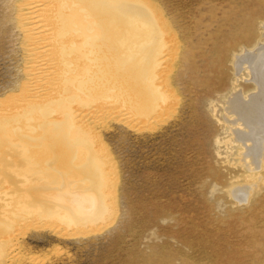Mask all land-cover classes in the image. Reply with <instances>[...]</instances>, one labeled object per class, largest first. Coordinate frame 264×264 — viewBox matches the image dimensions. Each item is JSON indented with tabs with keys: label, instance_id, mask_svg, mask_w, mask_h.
Here are the masks:
<instances>
[{
	"label": "rangeland",
	"instance_id": "1",
	"mask_svg": "<svg viewBox=\"0 0 264 264\" xmlns=\"http://www.w3.org/2000/svg\"><path fill=\"white\" fill-rule=\"evenodd\" d=\"M150 1L167 24L161 79H142L132 101H89L100 112L81 124L91 142L35 136L17 151L1 139L0 264H264V166L250 179L241 154L252 144L230 141V129H248L225 118L234 91L256 94L248 65L238 72L233 62L263 42L264 0ZM33 2L0 0V125L15 130L38 75L33 58L46 61L31 37ZM245 184L255 187L240 203L230 192ZM70 192L95 197L94 218L62 216L57 197Z\"/></svg>",
	"mask_w": 264,
	"mask_h": 264
},
{
	"label": "bare ground",
	"instance_id": "2",
	"mask_svg": "<svg viewBox=\"0 0 264 264\" xmlns=\"http://www.w3.org/2000/svg\"><path fill=\"white\" fill-rule=\"evenodd\" d=\"M49 1L48 5H43L45 3V1L43 0H34L33 2L34 13L31 12V15H37L36 21L38 22L35 26L32 24L33 28L31 27V37L33 36L32 40H36L34 41L35 43L38 41L40 45L39 48L36 46L37 44L35 45L37 49L35 48L36 52H34H40V55L44 56H40L41 59H45L46 61L40 62V58H38V55L36 57L35 53H32L33 55H35V58H33V62H35V65L37 64L40 66L36 65L39 71L37 70L38 75L35 74L37 78L33 81L34 83L32 84L30 91L28 92V94H30V98L26 99L28 103L27 101H24L27 103V110L26 112L24 110V114L23 112H20L21 115H23V118L19 120L16 119L17 117L15 118V123H18L16 121H19V123L22 122L23 127L19 129L17 128L18 130H15V128H10L7 125L9 127V130L6 133V136H4L5 134L3 135V131L6 130L5 128L7 126L5 127V125H0V142L1 139H4L5 137L6 139L4 140L7 141V139H9L11 141L10 144L12 147L14 146L13 141H16L15 146H17L19 139L21 142H19L20 144H23L24 141L25 144L29 143L31 145L34 143H32V141L34 140L33 137L35 136H42L44 138V141L52 140L54 137H65L66 140L68 139V137L78 139L77 136L79 133L81 137L84 136L87 140L90 138L89 142H91V135H94V133L89 132L90 130L87 131V129L84 130L85 127L83 128L81 124L87 123V117L96 118L97 115L99 116L98 113L100 112H97V110H93V107L86 108L85 106L89 104V101H93L97 98L98 100L96 101H111V104H116V102L120 100L119 96L124 95L122 93H125L126 99L132 101L134 93L137 92L139 94V92H144L143 88H141L142 79H145V81L147 80V82L151 84V80H153V83H155L156 78L158 77L157 79H159L160 75H163V73L160 72L158 74V71H161L162 65L164 64V62L166 63L167 59L166 58L164 60L163 56V53H165L163 52V50H165V48L163 49V42L167 33V30L165 28L167 24L165 22L166 20L164 21V18L160 19L162 14L159 17L158 12H156L154 8V3L152 4L150 0ZM33 21L35 20L33 19ZM165 44H167V42ZM233 63L234 68L237 71L240 70L239 68L242 65L247 64L250 69L249 72H252V74L249 75L253 76L252 81L255 82V88L253 92L256 90V94L249 96L248 100H245V96L243 98L242 93L236 90L230 95V97L226 101L225 107V118H228L229 123H239V126H244V128L248 129V132H243L241 130H234V128L231 127L233 131L232 129H230L232 136V139L230 141H232L233 143H240L243 146L244 144H252L251 147L249 146V148L246 149L245 155L241 154V156H243V159L241 158V165H243L248 170V172L252 173L249 176L250 179H254L253 173H255V170H261L264 166V40L263 42H258L254 48L250 50H245L242 54L238 55ZM166 65L163 66L166 67ZM136 85L141 86L137 87ZM150 87L152 90L151 85ZM158 88L154 87L153 90L155 91ZM154 91L153 93H155ZM162 95L161 97H163ZM164 99L162 101H164ZM155 103L157 102L155 101ZM80 106L83 107L79 108ZM13 110H15V108H13ZM80 111L82 112L81 115ZM90 111L94 112L92 113V116L88 114V112ZM8 114L9 113H7V115ZM4 116L5 115H3V117ZM8 116L11 117L10 115ZM231 116L235 117L234 121H230ZM9 117L8 119H10ZM79 117L82 120L80 119V121H78ZM11 118L12 119L9 120L10 122H8L11 123V125L13 124L14 126V117ZM56 119H64V121H56ZM4 120L5 119H3V123L1 124H4ZM226 120L227 119H225V121ZM76 124H78L81 129L73 128V130H75H71V127H74ZM16 126L17 125L15 124L14 127ZM23 134L28 136H25ZM84 137L82 141L85 140ZM94 137L93 139H95ZM35 140L37 141L36 138ZM41 141L42 140H40V142ZM2 144H0V152L5 153L2 148ZM82 144L84 145V143ZM71 145H73V142L71 143ZM92 145L94 146V143ZM9 146L10 145H8V147ZM48 146L50 147L51 145L49 144ZM19 147L17 151H19ZM24 147L22 149H25ZM76 148L74 147L73 149ZM82 148L84 150L80 148L77 149L83 150V152L86 151L84 147ZM77 149L75 151H77ZM46 152L48 153V151ZM35 153H37V151H35ZM43 154L44 152L42 153V155ZM30 155L32 154H29V156ZM34 156L36 157V155ZM35 157H33V159ZM7 162L9 163V161ZM36 163L37 162L35 161L32 162V167L36 166ZM4 169H6V167ZM247 180L248 179H246V181ZM249 183L251 182L249 181ZM254 187L255 185L251 184H245L244 186L234 187L230 192L231 197H233L236 201L240 203L246 202L252 195ZM10 189L11 188H9V190ZM84 194L71 193V197H69V195L66 196L64 194L58 196L59 198L57 197V200L61 198L60 201H62L60 205H64H59V207L61 208L64 207L62 209V212H60L62 216L69 214L71 216L73 215V217L75 215V217L77 216L80 219H84L82 218V216H85V218H94L96 211L100 207V205L99 207L96 206L97 202L95 201L97 200L95 199V197L90 196V194ZM35 195L38 197L42 196L39 193H36ZM33 196L34 195H32V197ZM54 196L55 193L53 194L51 199H54ZM32 197L31 199H33ZM47 198L48 197H46V199ZM54 200L57 201L56 198ZM60 201H58V204ZM44 203H47V201ZM55 204H57V202ZM98 210H100V208ZM79 218L77 219L80 221ZM72 219L74 220V218ZM82 221H80V223Z\"/></svg>",
	"mask_w": 264,
	"mask_h": 264
}]
</instances>
